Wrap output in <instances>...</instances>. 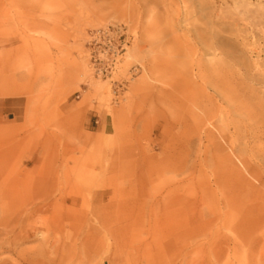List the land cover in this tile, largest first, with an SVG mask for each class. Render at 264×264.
<instances>
[{
    "label": "rangeland",
    "instance_id": "obj_1",
    "mask_svg": "<svg viewBox=\"0 0 264 264\" xmlns=\"http://www.w3.org/2000/svg\"><path fill=\"white\" fill-rule=\"evenodd\" d=\"M257 2L9 0L0 77L17 94L0 88V264H264ZM101 30L125 47L105 74ZM214 57L233 65L221 95L204 77ZM206 113L219 130L202 129Z\"/></svg>",
    "mask_w": 264,
    "mask_h": 264
},
{
    "label": "bare ground",
    "instance_id": "obj_2",
    "mask_svg": "<svg viewBox=\"0 0 264 264\" xmlns=\"http://www.w3.org/2000/svg\"><path fill=\"white\" fill-rule=\"evenodd\" d=\"M8 2L9 0H0V27L4 28V32L5 35L8 36L9 35V29L11 26V17L9 15V10H8ZM247 7H249V10L254 11L255 14H260V12L262 10H264V3L259 0V3H248L246 5ZM254 6V7H253ZM264 12V11H263ZM152 18L153 15H149L147 17V23L152 22ZM11 40H9V37H6L3 42H10ZM135 52L136 49L134 48H130V50L127 53V58H132L133 56H135ZM258 56H260L259 52H258ZM12 57L11 54H8L6 56L7 59H10ZM85 59L83 60V67L86 73H90L91 71V67L88 66V64L85 62ZM220 58H209V61L206 63L205 67L203 68V71H205L206 73V77H207V82L210 83V86H212V89L214 90V92L217 95H221V93L224 92V90L228 89L229 87L231 88V85L234 83V78L229 75V73L231 72L233 65H231L229 62H224V61H219ZM121 61V60H120ZM244 68H245V72L249 75L252 72L251 66L250 65H245L243 64ZM199 70L202 68V63H200V65L198 66ZM152 69V68H151ZM154 69V68H153ZM154 71V70H153ZM156 71V70H155ZM205 75V74H204ZM211 77V79H210ZM252 78L254 80V82H256L257 84H262L264 86V68L262 70L256 71L253 73ZM2 79L4 80L3 77H0V83H1V89L3 87V90H5L6 92H3L7 95H15L17 94L16 90L13 88L12 86H9L10 83L2 81ZM148 79V74L145 71L144 74L141 76L140 81L141 83H144L146 80ZM11 87V88H10ZM252 89L255 90V86L252 85ZM251 90V89H250ZM209 94H206V97L209 98ZM226 97H228L227 95H225ZM10 99H4L3 101L6 102H14L13 100L16 99H12L11 101H9ZM129 103V102H128ZM129 105V104H128ZM257 106L258 108H261L264 111V91H263V95L261 96V98L258 99L257 102ZM19 109V108H18ZM16 109V110H18ZM20 110V109H19ZM18 110V112H19ZM207 114V115H206ZM205 116L202 117V129H205V125L211 124L214 128H218L219 127L216 125V123L214 121L211 120L212 117L209 116V113H206ZM223 119L222 116H220L219 121H221ZM208 131H210V133H213L211 129H209ZM237 159L239 164L242 166V168H244V170L250 174L252 177L259 179L256 175H253L250 172V168L247 164V160L243 159L242 157L237 155ZM235 176L239 179H241L242 181H246L244 177V174L242 172V170L240 168H236V174ZM51 180V181H50ZM55 183V179L51 178L48 180L47 184L48 185H53ZM250 188L258 190V187L255 184H250ZM106 196V193H100V197L101 200H103ZM171 219L172 221L176 220L177 217V212L176 211H172L171 214ZM28 261V263L30 264V259H25ZM32 263V262H31ZM34 264V263H33Z\"/></svg>",
    "mask_w": 264,
    "mask_h": 264
},
{
    "label": "built area",
    "instance_id": "obj_3",
    "mask_svg": "<svg viewBox=\"0 0 264 264\" xmlns=\"http://www.w3.org/2000/svg\"><path fill=\"white\" fill-rule=\"evenodd\" d=\"M112 41L113 36L105 30L99 31L93 40V47L99 49V51L95 49L93 52L94 62L99 73L105 74L112 71L125 50L123 41L118 40L115 43ZM107 43L111 45L107 46ZM98 52L105 54L108 60L101 59ZM102 61H104L103 64Z\"/></svg>",
    "mask_w": 264,
    "mask_h": 264
}]
</instances>
